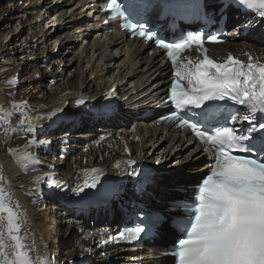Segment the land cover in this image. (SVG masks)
Listing matches in <instances>:
<instances>
[{
    "label": "bare ground",
    "instance_id": "bare-ground-1",
    "mask_svg": "<svg viewBox=\"0 0 264 264\" xmlns=\"http://www.w3.org/2000/svg\"><path fill=\"white\" fill-rule=\"evenodd\" d=\"M40 1L42 4L39 3ZM25 3L24 10L19 11L21 14L17 16L14 14L18 10L11 5L12 8L10 7L3 14L1 22L2 24L16 19L27 20L21 32L19 31L22 29L21 26H17L12 34H5L0 39V107L13 112V118L9 122H0V175L4 177L0 186L5 187L10 193L14 211L25 219L29 242L35 241L39 254L47 258L49 264H70L71 261L86 256L88 252L84 251L85 248L91 249V253L94 252L93 248H96L98 254L107 250V247H102V241L99 239L104 233L103 229H88L86 223L77 220L70 221L71 224L67 223L74 214L78 213L81 204L85 201V196L81 194L76 196L69 190L78 184H83L86 178L85 169L99 168L105 171L109 163L124 157L128 149L140 150L142 157L141 155L138 157L139 161L143 160L144 163L153 166L157 164L159 167L151 179L152 185L148 188L145 204L153 208H161L164 201L177 195L174 189H193L192 181L197 177L196 174L200 173L199 168L203 165L205 157L199 155L198 148L193 147L190 141L184 143L176 135L162 133L152 122L144 121L138 124L135 135L119 131L114 137L106 140L108 133H96L95 128L96 131L107 128L119 119V115L126 116L131 111L145 109L144 103H147L148 109H155V113L160 112L162 106L157 107V105L160 104V95L167 83L166 64L161 62L158 56L148 59L144 57L143 52L149 48L148 46L126 41L117 32L103 34L108 29L116 28L111 22L108 27L99 24L100 18L104 17L98 12L100 0H25ZM6 27L0 25L2 29ZM20 39H23L24 44L27 41V44L24 45L22 42L20 44ZM238 47L239 45L226 43L216 49L232 50ZM24 51H30L31 59L42 56L40 60L43 63H50L44 73L45 79L42 80L45 83V92L51 89L50 97L44 99V93L41 92L42 95H35L40 99L35 103L31 101L35 96H29L28 100L22 101L6 100V96L17 93V89L21 87L14 84L17 83L15 80L18 79V74H24L33 68L32 66L29 68V65V69L27 65L20 66L13 59ZM8 57L13 58L7 59ZM39 74L38 72L37 77ZM36 79L34 81L37 83L39 79ZM55 84L57 85L53 87ZM112 87H115L112 96L117 97L115 100L117 113L113 118L95 120L90 115H79L73 110L74 103L69 99L74 95L90 101H98ZM25 103L26 107L20 110L12 108L13 105L23 106ZM71 113L75 115L71 116ZM49 116L55 118L51 120L45 118ZM28 117L41 118L39 121L41 134L37 139L50 140L51 143L45 146L25 143L17 151V156L25 151L26 146V150L34 155H37V151L43 154L51 147V150L46 152H51L50 156L54 153H52L53 149L62 147L61 155L59 148L57 149L61 162L56 163L55 168L48 163L49 171L23 173L15 167L17 156L12 152L8 153L9 150H13L12 144L15 145L19 141V135H32L26 130ZM22 118L25 119V127H21ZM9 128L15 131L6 132L5 130ZM78 132L85 133L78 134ZM134 137L138 139V143L133 141ZM118 142H123L127 146L125 154L120 152ZM55 143L59 145L54 147ZM74 152L76 156L67 158ZM66 160L68 163L65 162ZM157 160L160 162L157 163ZM189 160L194 165L186 172L189 169ZM63 165L66 167L65 172H60L59 167ZM38 176L54 177L64 184L65 188H52L47 179L39 183L34 182V178ZM41 195H52L49 200L55 205L47 207L43 202L42 205L47 211H43L44 209L36 211ZM129 195L130 193L125 189L124 194L120 195V202ZM176 199L181 200V198ZM115 205L116 203L112 204L113 209ZM49 212L53 215L52 219ZM118 222L119 214L115 212L111 224L116 226ZM66 224H68L67 229L63 232L61 228ZM161 230L164 231V235L157 245L162 250L165 241L172 236V232L167 229ZM22 234H24L23 230ZM89 234H92L91 237ZM91 242L98 246L92 245ZM68 249L70 251H66ZM134 250H129V253L120 256L114 254L100 259V264H106L109 260L118 264L120 260H129L138 256L143 259L142 264L162 262L156 255L157 248L153 249L150 256L145 252L136 253ZM61 255L64 257L62 258ZM147 256L152 260H147Z\"/></svg>",
    "mask_w": 264,
    "mask_h": 264
},
{
    "label": "snow or ice",
    "instance_id": "snow-or-ice-1",
    "mask_svg": "<svg viewBox=\"0 0 264 264\" xmlns=\"http://www.w3.org/2000/svg\"><path fill=\"white\" fill-rule=\"evenodd\" d=\"M218 2L222 4V13L237 5L252 13L254 20L244 21L242 28L245 25L252 28L256 20L264 23V0ZM137 7L132 0H108L107 4L114 19L123 18L122 27L131 35L155 42L166 51L173 69L167 97L174 110L165 119L178 120V127L190 129L211 160L208 174L198 184L194 199L173 204L177 210L173 215L183 235L175 246L177 264H264V62L250 53L247 62L231 53L221 62L210 58L203 46L205 35L210 42H220L212 34L193 32L179 42L167 43L137 19ZM201 8L199 3L190 0H171L167 5L168 11L176 15ZM261 40L264 41V33ZM193 44L199 46L203 59L187 58L185 62L181 53ZM230 106H242L245 114L239 115V107L229 111ZM22 107L26 103L12 106L17 110ZM12 118V111L0 107V122L7 123ZM40 119L27 118L26 130L34 137L29 145L50 143L37 139L41 134ZM20 123L25 127L24 118ZM26 149L19 156L18 150L9 151L20 161L38 163V157ZM122 164L131 166L136 161H118L115 167L120 168ZM132 174L135 168L129 173ZM103 175L102 169H85L83 184L69 190L79 196L85 190L97 189ZM46 179L52 188H65L54 177L38 176L34 182ZM3 180L0 175V182ZM161 223L158 217L151 218L147 224L140 221L133 227H125L118 237L107 239L135 241ZM25 224V219L11 205L10 193L0 186V264H49L39 254L35 241L29 242ZM99 239L104 242L105 236ZM84 251L90 253L91 249Z\"/></svg>",
    "mask_w": 264,
    "mask_h": 264
},
{
    "label": "rangeland",
    "instance_id": "rangeland-1",
    "mask_svg": "<svg viewBox=\"0 0 264 264\" xmlns=\"http://www.w3.org/2000/svg\"><path fill=\"white\" fill-rule=\"evenodd\" d=\"M12 3V4H11ZM40 4H42V1L39 2ZM26 5L25 3V0H0V25L3 24L6 25L7 27L6 28H0V39L4 37V35L6 34H12V32H14L13 30L16 29L17 26H21L22 29H20L19 31L21 32L24 28V25H26L27 23V20L23 19H16V20H12L13 22H2V19H3V14L6 13V11H8V9L12 6H14L18 11V13L16 12L14 15H18V14H21L20 12L24 10V6ZM23 7V8H22ZM12 8V7H11ZM20 11V12H19ZM9 24V25H7ZM19 33V32H17ZM24 39V38H23ZM23 39H20V44L21 42L23 41ZM25 43L27 44V41H25ZM22 44H24V42H22ZM24 44V45H26ZM28 53V54H27ZM30 51H24L20 54H18L17 56H15L14 58L13 57H8L7 59H14L16 63H18L20 66L22 65H27V68H28V65H29V68L30 66H32L33 68H28L29 70L27 72H25L24 74H18V79H16L15 81H17V83H14L16 84L17 86L18 85H21V87L19 89H17V93H14L10 96H6V100L7 101H11V100H28L29 99V96H35V95H42L41 92L44 93V99L50 97V90H47V92H45V88H44V81L42 82L43 79H45V76H44V73L46 72V67L49 68V64L50 63H43L40 59L42 58V56H35L34 59H31V56H30ZM38 57V58H37ZM38 59V60H37ZM33 60H35V62H33ZM7 62V61H6ZM39 63V64H38ZM43 65V66H42ZM40 67V68H39ZM44 68V69H43ZM36 70H38L36 72ZM40 70V71H39ZM44 70V71H43ZM64 68L62 69V72H63ZM36 72V73H35ZM40 73L39 74V77H37V73ZM33 73V74H32ZM65 77V75L63 76ZM38 78V79H36ZM34 79L38 80L37 83L34 81ZM24 81V82H23ZM14 82V81H13ZM30 85H32V87L30 88ZM57 84H55L53 87H55ZM37 87V88H35ZM47 87V86H46ZM26 88V89H25ZM33 88V89H32ZM35 88V89H34ZM25 89V90H24ZM32 89V90H30ZM25 95H24V93ZM28 92V93H27ZM34 92V93H33ZM40 93V94H39ZM21 95V96H20ZM39 96H35V98L37 99H33L31 98V101L32 103H35V102H38L40 99H38L37 97ZM25 97V98H24ZM35 100V101H34ZM79 133V132H78ZM85 132H82L81 134H83ZM32 139V135H19V141L14 145L12 144L11 147H13V150H20L21 146L24 145L25 143H28L29 140ZM40 140V139H38ZM51 143L50 140H47ZM22 143V144H21ZM59 144L56 143L54 146H58ZM51 148V147H50ZM47 149V150H51V149ZM59 148V149H58ZM56 149H53L54 151H52V155L50 156L51 152L50 153H46L47 150H45L46 152L43 153V154H40L39 151H37V157H38V161H41V162H33V161H20V160H16L15 161V167L20 170L21 172L23 173H31V172H34V171H49L48 170V166L47 164L50 163V165H53L52 167L55 168L56 167V163H60L61 160L58 158L59 157V154L61 155L62 154V147H58ZM59 150V154L57 153V151ZM9 154H11V151H8ZM72 156H76V152H74L73 154H70L67 156V158H71ZM49 158V159H48ZM43 160V161H42ZM26 162V164H25ZM46 162V163H45ZM67 162V160L65 161ZM70 162V159L69 161ZM67 162V163H68ZM22 163V164H21ZM36 163V164H34ZM52 163V164H51ZM33 164L35 165V167L33 168ZM24 165V166H23ZM23 166V167H22ZM65 166H61L59 167V171L60 172H65ZM38 204V203H37ZM44 209V210H43ZM39 210H43V211H47V208L44 207L43 205H39L37 206V209L36 211H39ZM61 212V211H60ZM53 214V213H52ZM55 214V213H54ZM49 216H50V219H52V216L51 215V212H49ZM66 226L61 228V230L64 232L66 231ZM66 251H70L69 249L66 250ZM61 257L63 258L64 255H61Z\"/></svg>",
    "mask_w": 264,
    "mask_h": 264
}]
</instances>
